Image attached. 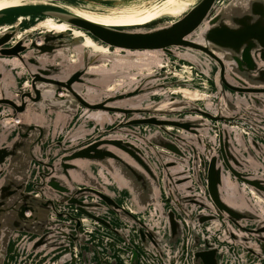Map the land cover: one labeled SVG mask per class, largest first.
Here are the masks:
<instances>
[{"label":"water","instance_id":"obj_1","mask_svg":"<svg viewBox=\"0 0 264 264\" xmlns=\"http://www.w3.org/2000/svg\"><path fill=\"white\" fill-rule=\"evenodd\" d=\"M19 12L110 52L69 30L0 31V264H264V0H198L142 26L57 7L0 22ZM115 49L164 60L102 96L129 69L100 66L142 56Z\"/></svg>","mask_w":264,"mask_h":264},{"label":"bare ground","instance_id":"obj_2","mask_svg":"<svg viewBox=\"0 0 264 264\" xmlns=\"http://www.w3.org/2000/svg\"><path fill=\"white\" fill-rule=\"evenodd\" d=\"M197 1L198 0H0V11L11 8L34 9L37 7H57L103 25L128 27L150 25L159 21H173L181 17L195 5ZM33 12H35V10ZM26 13L19 12L12 21L0 22V31L11 25H20L15 37V39H18L28 32L43 33L47 31L62 32L69 30L75 36L82 37V47H88L97 52H110L106 45H102L83 30L70 25L66 21H58L53 16L45 15L38 21L32 22L28 21L30 15ZM115 51H118V49H115ZM75 60L74 55H72V61ZM105 60H108V58ZM10 61L15 65L17 63L13 59ZM113 61L114 62H112L109 67L105 65L100 66L103 68L96 66L97 68L95 69L113 70L119 67L128 70L131 67L141 66L143 64L144 66L140 68L148 70L152 65L160 64L161 58L158 53L150 52V54H147L143 58L136 57L129 60L116 57ZM187 67V70L178 71L174 76L176 78H190L191 66L187 64ZM132 77L134 76L132 75ZM109 89H114V86H110ZM168 89L188 99H199L205 95L204 92L186 86H172ZM126 207L136 215H139L138 210L134 209L132 206L127 205ZM152 216V212L150 211L149 214L139 217H143L146 221L152 223Z\"/></svg>","mask_w":264,"mask_h":264},{"label":"rangeland","instance_id":"obj_3","mask_svg":"<svg viewBox=\"0 0 264 264\" xmlns=\"http://www.w3.org/2000/svg\"><path fill=\"white\" fill-rule=\"evenodd\" d=\"M12 14H14V13H12ZM158 24H160V23H158ZM133 29H146V28H133V27H130V30H133ZM77 48H78V46H76ZM118 52L119 53H122L121 55H123L124 53L125 54H128V53H135V54H139V55H142L141 56V58H143V57H145L147 54H150V52H156V53H160L159 51H132V52H129V51H126V50H123V51H120V50H118ZM120 55V56H121ZM162 58V57H161ZM163 59V58H162ZM164 60V59H163ZM166 60V59H165ZM114 62V61H113ZM141 65V64H140ZM142 66H144L143 64L141 65V66H135V69H133V68H130L129 69V75H120L119 77H117L116 78V81L114 82V91H108V90H105L104 88H101V89H99V90H97V92L98 93H101V95L102 96H106V95H108V94H112L113 92H115V91H118V92H120V91H123V90H125L127 87H128V85H130V84H132V83H134L135 81H138L142 76L141 75H143V74H139L138 73V71L140 70L141 72H144L145 71V69H141L140 67H142ZM118 69H120L119 67H117L116 68V70H118ZM131 75H133V76H135L136 77V80H131L130 79V76ZM138 79V80H137ZM90 90H95V89H90ZM158 90H160V89H158ZM100 95V96H101ZM66 132V131H65ZM11 250V246L9 247V251Z\"/></svg>","mask_w":264,"mask_h":264}]
</instances>
